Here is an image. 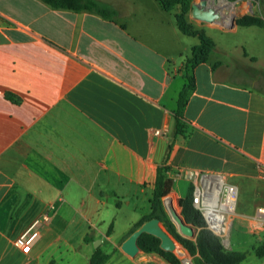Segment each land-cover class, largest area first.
<instances>
[{
  "label": "crops",
  "instance_id": "crops-1",
  "mask_svg": "<svg viewBox=\"0 0 264 264\" xmlns=\"http://www.w3.org/2000/svg\"><path fill=\"white\" fill-rule=\"evenodd\" d=\"M96 1L117 16L0 0V264H90L97 250L110 255L106 264H169L122 245L151 213L187 84L182 68L198 44L190 54L173 49L177 22L174 31L156 26L139 0ZM229 53L213 51L192 69V133L174 140L168 164L169 177L189 183L223 176L239 190L237 212L241 193L263 194L252 185L264 180V91L250 85L264 88V74L238 75L232 59L249 68L258 59ZM255 212L249 226L264 240ZM44 214L50 222L23 254L16 241Z\"/></svg>",
  "mask_w": 264,
  "mask_h": 264
},
{
  "label": "rangeland",
  "instance_id": "rangeland-1",
  "mask_svg": "<svg viewBox=\"0 0 264 264\" xmlns=\"http://www.w3.org/2000/svg\"><path fill=\"white\" fill-rule=\"evenodd\" d=\"M139 3L142 6L143 15L152 19V22H154L156 26L163 21L168 23L166 24L168 29L174 31L176 27L175 18L181 11L180 6L169 8L168 10L162 8L166 11L164 12L160 9L156 0H139ZM194 5H197L199 8L198 17L195 15ZM190 6L187 19L195 30L204 33L211 44H213L210 53L214 51V57L216 56L217 59L222 50L230 52L228 56H232L233 58H238L243 50L244 52H249L258 59L257 63H251L252 66H250V68L247 66L243 67L240 62L234 61L233 59L231 63L233 62L232 65L236 67L238 75L250 76L257 81L260 75L264 74V0H190ZM206 13L212 15L209 21L203 19ZM180 35L179 39H182L183 42L180 40L178 43L177 40L174 39V36H172L173 49L183 48L184 45H188L189 53L192 45L200 44L198 37H190L184 34ZM250 86L256 90L264 91L263 87L258 88L255 87V85ZM182 179L183 178L176 176L173 178L169 177V192L175 195L174 197L176 200L174 204H167L166 206L165 193L163 196V206L170 222L183 238L197 242L198 237L204 234L206 239H217L219 248L222 252L231 251L245 255L244 259L238 262L239 264H244V262L250 258H264V256H258V251L263 250L264 240L249 226V222L251 223L253 221L252 219L255 216V211L258 212V210L261 209L260 206H264V180L252 185L256 190L263 192L261 197H257L252 192L247 195L249 197L243 198L244 194L242 195L241 193L238 211L236 212L235 208L230 215L228 223L229 228L226 235L216 236L215 234L204 231L208 229L207 225L202 212L194 204L193 194L195 185L199 184L200 179H198L196 183L194 180L189 183ZM191 200L193 206L200 212L203 220H201L202 224L199 221L200 219L196 221L197 224L194 222L190 223L184 215L185 204ZM248 214L254 215L253 217L250 216L252 219L247 217ZM179 217L194 230L193 236L184 235L180 232ZM257 217L255 220L261 225L262 222L260 219H257ZM203 222L205 223L204 227ZM163 228L166 230L164 226ZM171 237L174 241V248L171 252L175 254L177 259L182 264H186L185 260L188 264H195L196 257L191 255V253L173 236ZM176 246H179L180 249L182 248L183 251L186 252V255L184 256L181 251L176 252ZM197 256H199V254Z\"/></svg>",
  "mask_w": 264,
  "mask_h": 264
},
{
  "label": "trees",
  "instance_id": "trees-1",
  "mask_svg": "<svg viewBox=\"0 0 264 264\" xmlns=\"http://www.w3.org/2000/svg\"><path fill=\"white\" fill-rule=\"evenodd\" d=\"M41 1L54 9L71 10L76 12L87 11L100 15L101 17L106 19H113L117 16V12L112 7L104 3H100L96 0ZM157 2L164 10L180 6L181 11L176 16V22L180 32L186 36L198 37L200 40V44L192 49L191 56L186 60L184 67L182 68V72L184 71L186 75L187 84L179 94L177 102L178 107L175 113V124L172 142L168 146L164 164H162L158 168L157 178L154 183V194L153 198L151 199V213L144 218V220L138 225L137 229L140 228L144 222L157 218L160 220V223H162L166 228L168 233L173 236L179 243H181L191 253V255L196 257L195 264H239L238 262L240 260H243L245 255L231 251L222 252L219 248L217 239H206L204 234L198 237L197 242H193L189 239L183 238L177 232L174 225L170 222L168 215L164 210L163 196L166 193L165 200L167 206L168 197L170 195L168 184L169 173L172 171V168L168 163L172 155L174 140L179 136L189 138L192 133L184 117V110L188 102L189 94L195 88V81L193 76L191 75V71L197 65L208 61L211 54L210 52L213 48V44H211L204 33L195 30L190 25L187 19L191 7L190 0H157ZM184 215L188 222H194L195 224H197L196 221L200 219L199 221L202 224L200 212L193 206L192 200L185 204ZM204 226L205 223L203 222V227ZM112 231L113 227L109 229L108 234H111ZM204 231L211 233L208 229ZM138 244L141 251L145 253H157L169 264H182L177 259L174 253L167 252L161 249V241L150 234H142L138 240ZM198 254L199 256H197ZM258 256H264V247L262 251H258ZM109 258L110 255L105 254L101 250H97L91 257L90 264H106Z\"/></svg>",
  "mask_w": 264,
  "mask_h": 264
},
{
  "label": "built area",
  "instance_id": "built-area-1",
  "mask_svg": "<svg viewBox=\"0 0 264 264\" xmlns=\"http://www.w3.org/2000/svg\"><path fill=\"white\" fill-rule=\"evenodd\" d=\"M155 134L162 135V132L155 131ZM198 179H200V182L198 185H195L193 194L194 204L202 212L208 230L216 236H225L229 228V217L237 205L239 190L235 185L227 183L221 175L199 174L192 176V180L195 183ZM208 180L214 181L212 186L210 182L207 183ZM214 188H219L216 204L213 203L214 199L211 196ZM219 216L222 217L221 221L219 220ZM50 219L49 214H44L19 237L16 241V247L23 254L31 252L33 243L40 235L39 228L43 224H48ZM257 219H260L262 224L264 223V209L258 210Z\"/></svg>",
  "mask_w": 264,
  "mask_h": 264
},
{
  "label": "water",
  "instance_id": "water-1",
  "mask_svg": "<svg viewBox=\"0 0 264 264\" xmlns=\"http://www.w3.org/2000/svg\"><path fill=\"white\" fill-rule=\"evenodd\" d=\"M205 4V3H204ZM194 12L196 17H198L199 8L197 5H194ZM212 15L210 13H206L203 19L209 21ZM180 224V232L184 235L193 236L194 230L190 226H188L182 218H178ZM150 234L161 241V249L167 252H171L174 248V241L170 234L163 228L160 220L157 218L151 219L144 223L138 230H136L122 245V250L132 256L135 257L141 250L138 244V240L142 234ZM98 243L100 241H97ZM100 244V243H99Z\"/></svg>",
  "mask_w": 264,
  "mask_h": 264
},
{
  "label": "bare ground",
  "instance_id": "bare-ground-1",
  "mask_svg": "<svg viewBox=\"0 0 264 264\" xmlns=\"http://www.w3.org/2000/svg\"><path fill=\"white\" fill-rule=\"evenodd\" d=\"M207 7H208V5H207ZM209 9H210V8H209ZM210 10H211V9H210ZM208 182L211 183V186H212V183H214V181H212V180H208L207 183H208ZM213 185H214V184H213ZM218 194H219V188H218V189L214 188V191L211 193V196H212V198L214 199V200H213V203H215V204H216V202H217ZM219 220H220V221L222 220V217H221V216H219ZM179 249H180L179 246H176V247H175L176 252H179V251H180ZM181 249H182V248H181ZM179 254H180V253H179Z\"/></svg>",
  "mask_w": 264,
  "mask_h": 264
}]
</instances>
